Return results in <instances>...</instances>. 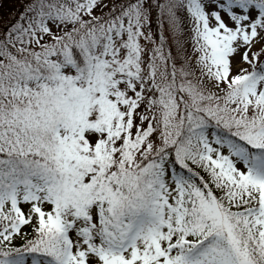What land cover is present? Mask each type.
<instances>
[{"label": "snow or ice", "instance_id": "6c2138e0", "mask_svg": "<svg viewBox=\"0 0 264 264\" xmlns=\"http://www.w3.org/2000/svg\"><path fill=\"white\" fill-rule=\"evenodd\" d=\"M0 264H264V0L0 18Z\"/></svg>", "mask_w": 264, "mask_h": 264}, {"label": "rangeland", "instance_id": "374dc122", "mask_svg": "<svg viewBox=\"0 0 264 264\" xmlns=\"http://www.w3.org/2000/svg\"><path fill=\"white\" fill-rule=\"evenodd\" d=\"M19 0H7L4 8H0V18L6 17L10 14Z\"/></svg>", "mask_w": 264, "mask_h": 264}, {"label": "trees", "instance_id": "16d2710c", "mask_svg": "<svg viewBox=\"0 0 264 264\" xmlns=\"http://www.w3.org/2000/svg\"><path fill=\"white\" fill-rule=\"evenodd\" d=\"M19 3V1L17 2V4Z\"/></svg>", "mask_w": 264, "mask_h": 264}]
</instances>
